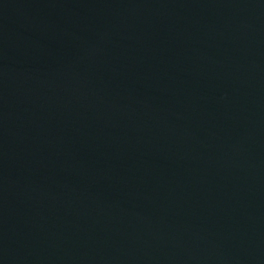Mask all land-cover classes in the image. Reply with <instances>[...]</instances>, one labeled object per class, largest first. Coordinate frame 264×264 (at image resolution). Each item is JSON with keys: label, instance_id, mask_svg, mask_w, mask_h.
Here are the masks:
<instances>
[{"label": "water", "instance_id": "water-1", "mask_svg": "<svg viewBox=\"0 0 264 264\" xmlns=\"http://www.w3.org/2000/svg\"><path fill=\"white\" fill-rule=\"evenodd\" d=\"M0 264H264V0H0Z\"/></svg>", "mask_w": 264, "mask_h": 264}]
</instances>
